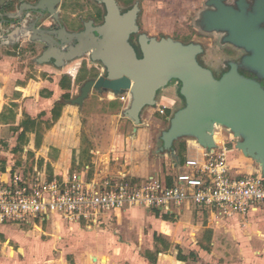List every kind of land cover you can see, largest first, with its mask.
<instances>
[{
    "label": "rangeland",
    "instance_id": "obj_1",
    "mask_svg": "<svg viewBox=\"0 0 264 264\" xmlns=\"http://www.w3.org/2000/svg\"><path fill=\"white\" fill-rule=\"evenodd\" d=\"M208 1L117 0V3L122 14L135 6L139 8L137 24L140 31L135 35L146 34L159 40L174 38L184 44L201 45L204 50L199 60L201 66L211 70L213 76L219 80L225 74L223 72L228 70L227 63L230 62L231 65L240 59L245 51L224 42L225 34L210 33L203 29L201 26L203 12L211 9L207 5ZM63 2L60 17L68 30L83 29L84 23L89 21L97 25L102 24V16L106 12L102 0ZM58 8L61 9L60 6ZM11 29L8 28L6 34L11 33ZM2 36L0 28V42ZM4 44L0 48L1 61L7 58L13 66L16 65L15 71L25 74L27 80L37 75L41 67L37 59L42 53L43 44L37 42L30 45V42L21 37L15 38L14 41L7 37ZM139 52L142 55L140 47ZM68 65H76L80 71L76 87L71 93L73 97L80 95L81 87L89 78L95 79L104 73L102 64L92 62L87 55ZM262 83L264 86V81ZM175 84L179 87L176 97L182 104L161 115L159 107L164 97L163 92L159 91L157 104L142 111L139 125L125 114L129 103L115 102L117 106L113 107L109 104L112 102H109L106 93L99 94L98 91H93L87 107L76 115L70 113L66 116L67 123L73 124L70 125L73 129L75 126L78 127L76 132L69 136V140H77L82 144L81 154L75 156L71 163L70 175L81 174L93 179L98 174L105 178V175H111L109 173L116 168L118 171H123L124 168L132 172L138 171L136 173L141 175L153 170L169 173L173 169V161H177L176 158L170 151H165L166 153L157 151L163 145L161 141L163 132L170 127L169 119L185 105L180 92L181 84L177 80H173L163 90L170 89ZM46 119L47 116L43 121L39 120L42 121L40 123L44 133L48 132L45 129L51 124ZM12 130L7 128L5 135L0 136V155L4 158L9 155L8 160L16 163L19 169L36 176L35 167L38 165L39 168V164H36L33 154L23 158L25 154L19 146L20 142L16 140L19 131ZM216 131L217 137L220 138L219 145L227 143L228 149L237 151L231 156V160H235L234 167L239 169L245 165L244 159L238 160L242 154L236 149L239 140L224 127H219ZM60 134L68 135L65 130H61ZM11 138L14 140L10 141ZM191 142L193 139L189 137L178 140L175 143L176 154L182 153L183 157L186 155L188 158L195 157L196 153L192 145H189ZM92 149L101 151V155L95 156L97 161L95 166L92 165L94 157L90 153ZM247 162L250 167L243 172L253 173L252 168L260 170L255 161L248 159ZM115 213L120 211L116 210ZM209 213L189 205L180 210L176 209L167 220L164 214L158 215L152 211L126 216L123 219L112 215L108 225L95 229H87L83 224L81 226L73 223H65L64 228H56L55 217L47 224L38 220L37 228L35 225L12 222L0 225V264H55L54 261L57 264L63 262L77 264L78 257L84 259L83 263H87L94 257L93 254L103 256L102 263L105 264L107 257L105 253L114 251L117 246L122 247L121 250L127 253L126 257L131 255L126 264H151L146 258V253L155 252V236L164 237L171 243L168 252L158 255L156 264H264L263 208L256 215L237 220L221 218L213 220ZM162 222L171 224L165 225ZM179 249L186 257L184 262L178 260Z\"/></svg>",
    "mask_w": 264,
    "mask_h": 264
},
{
    "label": "water",
    "instance_id": "obj_2",
    "mask_svg": "<svg viewBox=\"0 0 264 264\" xmlns=\"http://www.w3.org/2000/svg\"><path fill=\"white\" fill-rule=\"evenodd\" d=\"M58 1L41 0L36 8L44 9L48 3L54 5ZM225 1L207 2L212 11L203 13L201 26L206 32L225 34L224 42L247 55L240 62L231 63L230 70L219 80L198 63L197 56L203 52L199 44L141 34L138 44L142 58H138L130 38L140 31L139 8L135 6L122 14L117 0H102L106 9L103 23L94 26L89 21L80 33L60 30L50 35L39 34L34 25L33 33L41 37L34 36L33 40L48 47L38 62L53 59L57 67H62L84 55L99 62L107 76L86 81L80 95L69 103L83 107L93 91L109 92L116 97L128 94L125 114L136 125L141 122L142 111L157 104L159 91L177 80L185 105L169 119L170 127L163 132V145L157 152L170 151L179 161L173 147L185 137L213 149L217 145L216 130L224 127L239 140L236 149L255 161L264 176V0H257L252 7L246 0H239L237 8ZM240 69L255 77L245 76Z\"/></svg>",
    "mask_w": 264,
    "mask_h": 264
},
{
    "label": "built area",
    "instance_id": "obj_3",
    "mask_svg": "<svg viewBox=\"0 0 264 264\" xmlns=\"http://www.w3.org/2000/svg\"><path fill=\"white\" fill-rule=\"evenodd\" d=\"M129 103V95L118 96ZM170 108L160 105L165 115ZM194 143V142H193ZM217 143V142H216ZM195 157L164 175L134 180L127 174L90 179L81 174L36 176L0 155V225L12 222L35 225L53 217L62 223L101 227L116 210L139 208L163 214L189 205L221 219L254 215L264 209V176L260 170L244 174L232 166L228 144L213 149L194 143Z\"/></svg>",
    "mask_w": 264,
    "mask_h": 264
},
{
    "label": "crops",
    "instance_id": "obj_4",
    "mask_svg": "<svg viewBox=\"0 0 264 264\" xmlns=\"http://www.w3.org/2000/svg\"><path fill=\"white\" fill-rule=\"evenodd\" d=\"M40 44L42 45V43ZM4 45H5L4 42L1 41L0 48ZM41 56L42 53L38 57L37 61ZM69 63L70 62L68 63L66 62L65 65L62 67H57L55 63L52 62L41 63V67L38 71L39 73L37 72V75L27 80L25 74L15 71L14 67H16V65L13 66V64L7 58L2 61L0 60V136L3 137V134L5 135L4 132L6 131L7 128H11V130L19 129V132H17L19 134L16 139L17 142L19 143L21 142L19 141L20 133L25 132L27 134L26 144L23 146V153L25 154L23 158L29 156L30 155L29 153H32L34 155L31 156H33V158L36 160V164L37 163L39 164V168L38 165L35 167V172L38 171L46 174L48 172L49 175V167H51L53 175L61 176V175L70 174L69 169L72 165L71 163L73 162V158L81 154L82 144L80 143V141L69 140V136L72 135L74 132H76L78 127L75 126V129H73L72 126H70L73 124L67 123L66 116L69 115L70 113L76 115L77 112L82 111L83 108L87 107V105H89L88 102L90 100V96L92 95L93 92L90 94L89 98L85 101L83 107H78L69 103L71 99L78 97V95L76 97L71 96V93L73 92L72 90L76 87L77 79L79 76L78 74L80 72L78 70L79 68H77L76 65L69 66L68 65ZM62 69H64V71H60ZM178 91H179V87L176 84L172 86L170 89L162 90L164 100L161 104L168 106L170 108L169 110H174V108L182 104L181 100H179L176 97ZM99 94H103V93H99ZM66 95H69L68 99L64 98V96ZM106 97L108 98L109 102H112L109 104H111L113 107L117 106L115 102L122 103L121 101H119L118 97L114 96L112 93L107 92ZM57 105H61L62 107L61 110L59 111L60 112L59 119L54 122L53 111ZM25 115L30 117L31 121L36 120L37 122H42L45 116H47L48 119L46 120L50 121L51 123L50 126L45 129V131L48 132L44 133V131H42L43 127L41 123H40L41 127L37 125L36 128L33 130L32 127L28 124ZM61 130H65L66 133H68V135L66 136L61 135L60 134ZM37 138L40 139L41 141L39 147L36 146ZM13 140H14L13 138L10 139V141ZM189 145H192L193 150L197 154L198 150L195 144L191 142L189 143ZM236 152L237 151L233 150L231 152V156H233V154H235ZM90 153L93 154L94 156L92 157L93 159L92 165L95 166L97 163L95 156L99 154L101 155V151L92 149ZM8 158L9 155L5 157V159ZM186 158L187 156L185 155L184 160ZM243 159L245 160L243 162L246 164L240 166L238 170L241 173L247 174L246 172L243 171H247L250 167L248 166L249 164L247 162L248 158L240 154L238 160L242 161ZM173 163L174 164L176 163L175 165H177L178 163H180V160L175 162L173 161ZM234 164H235V160L232 159V166H234ZM252 169L253 172L257 170L254 168ZM136 172L138 171L132 172L129 169L127 170L125 168L123 169V171H118V169L116 168L109 173L111 175H105V177L118 176L120 173H127V175H129V178L131 179L135 178L134 180H138V179L143 180L154 174H158V175L164 174V171H158V170L156 171L153 170L152 172L149 171L144 175H141L140 173H136ZM82 174H84V172ZM100 178H104V177H101V175L98 174L95 175V179H100ZM198 209L200 208H197V210ZM201 210L204 211V209ZM145 211L147 210L132 208V209H127L125 211H120V213L114 212L108 215V218L105 220V223L103 225H108L110 219L112 218V215L123 219L124 217L130 215H136V214L140 215L142 212ZM157 214L163 215V213L160 212ZM209 214L212 216L213 220H215V218H218L216 215L212 213ZM164 215H171V214H164ZM237 219L239 218H236L235 220ZM162 223L165 225L171 224L169 222H162ZM64 226L65 223H62L59 220H57V225H55L56 228H64ZM35 227L37 228L38 226L36 225ZM165 233L170 234L168 232ZM121 249L122 247L117 246L115 247L114 251L106 252L105 254L107 257L105 260L106 262L105 264H126L127 260L131 258V255H127L129 257H126L125 254L127 253H124ZM93 256L95 258L91 257V259L88 260L87 263L85 262L83 263L84 259L78 257L77 264H103L102 263L103 256H97V254H93ZM148 262L150 261L148 260ZM54 263L57 264L56 261H54ZM150 263L153 264L152 262ZM62 264H66V263L63 262Z\"/></svg>",
    "mask_w": 264,
    "mask_h": 264
},
{
    "label": "flooded vegetation",
    "instance_id": "obj_5",
    "mask_svg": "<svg viewBox=\"0 0 264 264\" xmlns=\"http://www.w3.org/2000/svg\"><path fill=\"white\" fill-rule=\"evenodd\" d=\"M40 1L41 0H0V28H1V32H3V36L1 39L2 42L5 43L7 37L11 39V41H14L15 38L17 37H21V38H25L28 42H30V45H33L34 43H37L36 41L33 40L34 36L41 37L39 35L40 33L50 35L53 31L65 30L69 33H80L85 30V23L83 29L80 30L70 31L65 27L60 17V13L63 12L62 11V7L64 6L63 0H59L58 3H55L54 5L48 3V5H46L44 9H37L36 7L39 5ZM246 1L252 7L257 0H246ZM238 2L239 0H232V2H229V0L225 1L227 5H230L234 8H237ZM59 6L61 7V9L58 8ZM52 9H54V12H52ZM250 11H252L251 8ZM203 13H205V11ZM93 24L94 26H99L94 22ZM34 25L35 28L39 31V34L33 33ZM8 28H12L11 29L12 31L9 34H6L7 32L6 30H8ZM139 36L140 35H132L130 38V43L135 48L138 58H142V55L139 52L140 46H138ZM75 43L76 41L73 42V44ZM42 47H43L42 48L43 49L42 55H43V53L48 49V47L45 44H43ZM203 53L204 50L201 54L197 56V60L199 64H200L199 60ZM246 55L247 53L244 52V55H242L241 58L235 61L234 63L240 62L242 58H244ZM51 62L55 63V60L51 59L50 63ZM227 64H228L227 65L228 70L224 71L223 74L229 71L231 68L230 62H228ZM240 72L247 77H251V78L254 77V74H252L249 71L240 69ZM101 75L107 76V71L104 69V73Z\"/></svg>",
    "mask_w": 264,
    "mask_h": 264
},
{
    "label": "trees",
    "instance_id": "obj_6",
    "mask_svg": "<svg viewBox=\"0 0 264 264\" xmlns=\"http://www.w3.org/2000/svg\"><path fill=\"white\" fill-rule=\"evenodd\" d=\"M105 14H106V12L104 13V15ZM104 15L102 16L103 17L102 23L104 21ZM64 98L68 99L69 95L64 96ZM61 107H62L61 105H57L53 111V115H54L53 121L54 122L57 121L60 117L59 111L61 110ZM26 119H27L28 124L32 127L33 130L36 128L37 125H39L41 127L42 123L40 124V122H37L36 120L31 121L30 117H28V116H26ZM16 130L19 131V129H16ZM26 137H27V134L25 132L20 133L19 141H21V142H20L19 146H21L22 150H23V146L26 144V140H27ZM40 144H41V141H40V139L37 138L36 146L39 147ZM19 146H18V148H19ZM173 148L176 151L175 144H174ZM29 154L32 155V153H29ZM177 156L180 160V163H182L184 161V157H183L182 153L177 154ZM52 177H53L52 168L49 167V180H51ZM204 211H206V210H204ZM157 213H159V211ZM170 217H171V215H165L164 216L165 220L169 219ZM209 235H210L209 236V239H210L211 238V232H209ZM155 243H156L155 252L148 251L146 253V258L154 264H156L157 257L159 254L166 253L171 248V243L168 240H166L164 237H161V236H155ZM160 246H162V247L160 248ZM178 260L182 261V262H184L186 260V257L183 255V252L181 251V249H179Z\"/></svg>",
    "mask_w": 264,
    "mask_h": 264
},
{
    "label": "bare ground",
    "instance_id": "obj_7",
    "mask_svg": "<svg viewBox=\"0 0 264 264\" xmlns=\"http://www.w3.org/2000/svg\"><path fill=\"white\" fill-rule=\"evenodd\" d=\"M215 140H216L217 143L220 142V138H218L217 135H215Z\"/></svg>",
    "mask_w": 264,
    "mask_h": 264
}]
</instances>
